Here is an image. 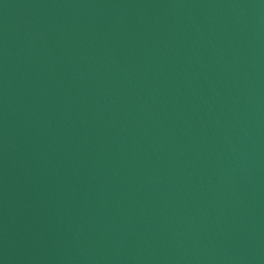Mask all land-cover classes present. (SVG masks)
Segmentation results:
<instances>
[{"label":"water","instance_id":"1","mask_svg":"<svg viewBox=\"0 0 264 264\" xmlns=\"http://www.w3.org/2000/svg\"><path fill=\"white\" fill-rule=\"evenodd\" d=\"M0 264H264V0H0Z\"/></svg>","mask_w":264,"mask_h":264}]
</instances>
